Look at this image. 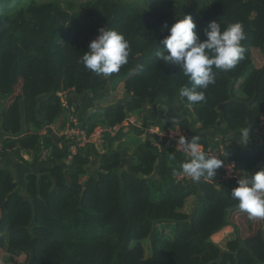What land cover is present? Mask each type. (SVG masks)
Instances as JSON below:
<instances>
[{
    "label": "trees",
    "instance_id": "16d2710c",
    "mask_svg": "<svg viewBox=\"0 0 264 264\" xmlns=\"http://www.w3.org/2000/svg\"><path fill=\"white\" fill-rule=\"evenodd\" d=\"M183 15L192 16L201 40L212 21L222 29L241 22L246 32L244 59L229 71L214 68L215 83L195 105L179 96L191 87L179 67L156 55L168 35L163 25ZM102 27L119 31L130 45L128 62L108 78L81 63ZM253 48L264 55V0H0V163L10 152L25 160L22 152L32 151L24 192L14 171L0 164V247L12 264H264V227L243 235L249 225L236 221L244 212L230 196L238 184L224 178L222 167L214 179L178 181L185 155L169 143L159 150L135 133L119 143L106 136L102 150L96 143L79 146L68 160L69 141L50 128L43 132L59 119L66 125L60 91L68 90L73 102L86 91L122 84V99L94 106L89 131L150 108H184L178 120L157 123L179 126L240 174H255L264 170L263 143L236 148L226 145V135L203 132L221 122L234 134L264 132V63L255 65ZM154 119L145 116L147 124ZM43 148L50 150L46 160ZM191 197L192 214L185 212ZM228 226L237 235L222 247L212 238Z\"/></svg>",
    "mask_w": 264,
    "mask_h": 264
},
{
    "label": "clouds",
    "instance_id": "9594fccd",
    "mask_svg": "<svg viewBox=\"0 0 264 264\" xmlns=\"http://www.w3.org/2000/svg\"><path fill=\"white\" fill-rule=\"evenodd\" d=\"M163 27L168 30V35L161 41L164 45V49L157 52V58L166 66H178L182 75L189 80L191 87H182L179 91V96L186 99L189 105H195L205 101L206 97L203 90H206L209 85L215 83L214 68L220 71H229L233 69L240 60L244 59L242 41L246 39V32L241 22L232 23L222 29L221 24L212 21L204 29V36L206 37L204 40H201L200 35L196 31L197 25L191 15H183L182 18L176 19V22L172 24L171 27H169L167 23H165ZM129 54L130 45L125 36L117 30L102 27L99 29V34L96 39L90 42L89 50L81 57V63L88 71L95 75L108 78L111 77L112 74L118 73L121 67L128 62ZM115 91L116 90H112L111 87H109V89L107 87L105 90L95 89L86 91L81 96L74 94L72 91L73 97L78 96L74 98L73 102L70 101L68 90L60 91L58 95L61 97L62 106L63 97L61 93H66L70 105L75 104L74 111L71 108L63 106L67 118L69 119L70 114L76 113L87 127L85 123H87L88 116L93 112L94 106L108 104H104V100ZM82 100L92 104L90 110L86 111V113H82L84 116L80 115L78 112V110L81 109H79L78 104ZM94 100L96 103L93 104ZM130 116L136 117L138 121L142 122V125L129 124L127 126H121L115 135H111L110 132L106 131L103 135L104 143L106 141V136L111 138L115 137L116 141L119 143L120 140L128 139L127 135L135 133L138 134L142 140H146L150 137L151 143L161 150L162 147L156 145L158 141L157 134L148 132L150 126L158 127L161 131L183 130L179 126L163 127L161 124L159 125V123H157L158 120L167 121L164 118H155L152 122L147 124L145 122V113L128 114L119 123L114 125L100 124L96 127L103 126L114 128L115 126H120L124 120ZM60 121L62 122V119L51 124L62 127ZM48 126L43 132L48 129ZM121 133H123V136L120 137ZM187 133L189 135L188 140L184 135H180L176 141L165 137V140L162 142L169 143V145L173 146L175 150L179 152L181 151L176 145L182 146L185 154L183 152L181 153H183L185 157H188H186V161L181 164V170L177 173L176 179L178 181L191 179L193 182L198 183L201 182V180L207 181L214 179L217 175V170L221 167L226 170L227 175L229 169L225 166L232 167L238 175V178H233L236 179L238 186L231 191V198L238 201L239 209L242 212H246L250 220H264V170H260L255 174L245 172L247 174L242 175L235 170L233 163H225L224 160L220 158L221 156L218 157L214 154H208L209 151L214 150L209 149L205 151L204 147L199 142L200 138L198 136L193 135L194 137L190 141L189 138L191 134L188 131ZM239 136H241L243 141L239 143L241 145L252 147L259 143L264 144V132H260V134L251 133L250 129L245 128ZM252 137L256 138V140L254 141ZM104 143L102 146L98 145L97 147L102 150L104 148ZM2 149L3 146L0 140V150ZM30 152L32 153V151ZM12 153L13 152H10V155ZM180 172H182V175L190 178L178 179L177 176ZM226 175L224 178L228 179ZM0 263L2 262L0 261Z\"/></svg>",
    "mask_w": 264,
    "mask_h": 264
},
{
    "label": "built area",
    "instance_id": "2783aa9c",
    "mask_svg": "<svg viewBox=\"0 0 264 264\" xmlns=\"http://www.w3.org/2000/svg\"><path fill=\"white\" fill-rule=\"evenodd\" d=\"M61 95L63 97V106L66 108H71L74 111L75 104L70 105L66 93H61ZM129 124H135V125L141 126L142 122L138 121L136 117L130 116L129 118L124 120V122L120 126H115L114 128L99 126V127H96L94 130L89 131L87 127L83 124L81 119L78 117V115H76V113H72L69 115V119H68L66 126L59 127V126H56L55 124H50L48 128L52 129L58 137H63L69 141L68 160H71L73 158V155L77 152L79 146H83V145H86L88 143H93V142L96 143L97 146L98 145L102 146L104 143L103 135L106 131L110 132L111 135H115L121 126H127ZM148 132L157 134L158 141L156 145L158 147H162V144H163L162 142L165 140L164 139L165 137L176 141L180 135H184L187 138V140L189 136L186 130L161 131L158 127H155V126H150L148 128ZM176 146L181 152L185 154V152L182 149V146H178V145ZM208 154H214L220 157V154L216 153L215 151H209ZM49 155H50V150L47 148H43L40 158L41 160H46ZM225 167L229 169L226 177L238 178L237 173L234 171V169H232V167H228V166H225ZM177 177L178 179H181V180L190 178V177H186L182 175V172H180Z\"/></svg>",
    "mask_w": 264,
    "mask_h": 264
},
{
    "label": "rangeland",
    "instance_id": "374dc122",
    "mask_svg": "<svg viewBox=\"0 0 264 264\" xmlns=\"http://www.w3.org/2000/svg\"><path fill=\"white\" fill-rule=\"evenodd\" d=\"M253 52V58H254V63L256 66H261L264 63V55L261 53V51L258 48H253L252 49ZM108 87V86H107ZM20 87H17V91H19ZM109 89V87H108ZM124 89H123V85L120 84V86L117 88V90L115 92H113V94H110L109 96H107V98L104 100V104L105 103H114L116 101H118L119 99H122L124 96ZM73 94H71L72 96ZM97 100V99H96ZM96 103V101L94 100L93 104ZM3 105L0 104V107L2 108ZM209 135V134H207ZM211 137V136H209ZM227 142L230 141H234V137L232 136H227ZM254 141L256 140V138H253ZM243 147V146H240ZM23 157L25 158V160H30V157L28 155H23ZM25 160L21 159L18 154L16 152L12 153L11 155H4L2 156V162L0 163L2 166L5 167H9L10 169H12L16 175V178H18L19 181V186L18 189L22 192L25 191L24 187V183L22 182V177L25 176L26 172L32 167L29 166H25ZM4 161H7L8 163L10 161H12L9 165H7ZM29 162H27L28 164ZM6 164V165H5ZM25 164V165H24ZM30 164H32V162L30 161ZM93 164V163H92ZM91 170H93V166L90 168ZM196 205V199L194 197L189 198V200L187 201V205L185 206V212L186 213H193V209ZM236 221L240 222H245V225H249V226H244V232L243 235H246L247 232H251L254 233L256 232L258 229L264 227V220H256L254 222V224H250L249 222H247L248 220V214L246 212L242 213V214H238L235 216ZM158 227H165L167 230H170L169 225H163V223H158L157 224ZM237 235V233H235V230L232 226L227 227L223 230H221L219 233H217L216 235L213 236V241L215 243H218L219 245H221L222 247L225 246V243L227 240L229 239H233L235 238V236ZM144 245H145V250H146V254L148 255L150 253V245H149V240H145L144 241ZM21 261H25L26 256L22 255L19 258ZM0 264H6V263H0ZM8 264V263H7Z\"/></svg>",
    "mask_w": 264,
    "mask_h": 264
},
{
    "label": "crops",
    "instance_id": "0c3cea01",
    "mask_svg": "<svg viewBox=\"0 0 264 264\" xmlns=\"http://www.w3.org/2000/svg\"><path fill=\"white\" fill-rule=\"evenodd\" d=\"M82 107H81V109L80 110H78V112H79V114L80 115H83L82 113H86V111H88V110H90L91 108H92V104L90 103V102H84L83 100L79 103ZM160 108H158V109H156V112L154 113L152 110H151V108L146 112V114H152V115H154L155 116V118H164V119H166V120H175V119H179L181 116H182V113H183V110H184V108H180V110H179V112L178 113H176V112H171V111H166V110H163V111H161V110H159ZM178 109V107H176V108H174V110H177ZM190 113H191V111H190ZM191 114H188V116H190ZM84 116V115H83ZM191 119H193V118H191ZM220 124H223L221 127H217L218 129L217 130H215V129H211V130H206V131H203V132H205L206 134H213V136H217V137H220L221 135H229V136H232V137H234L233 139H234V141L232 142V141H228L227 142V137L225 138L224 137V141L226 142V145L228 146V145H232L233 147H236V148H241L240 146H245V145H241V144H239V143H242L243 141H242V139H241V136H239V134H234V133H231L226 127H225V124L223 123V122H221ZM261 125H263V124H261ZM262 126L261 127H259V128H257L258 130H260V131H262ZM128 136V138L131 136V134H129V135H127ZM221 138V137H220ZM253 138V137H252ZM250 143V142H249ZM248 143V144H249ZM246 146H248V145H246ZM23 153V155L25 156V155H28L29 157H30V159L32 158V153L30 152V151H28V152H22ZM12 161H10L9 162V164L11 163ZM1 215H2V213H1V210H0V218H1ZM22 255H24V256H26V254H21L20 256H18V260L20 261V262H23V261H21L19 258L22 256ZM0 261L2 262V263H8V264H12L11 263V261L9 260V254L7 253V251L5 250V249H3V248H1L0 247Z\"/></svg>",
    "mask_w": 264,
    "mask_h": 264
}]
</instances>
